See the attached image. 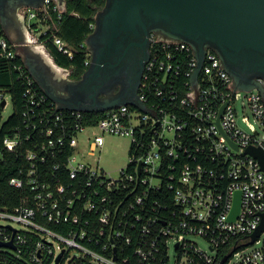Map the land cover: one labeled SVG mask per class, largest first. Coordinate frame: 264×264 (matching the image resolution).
<instances>
[{
    "label": "built area",
    "instance_id": "1",
    "mask_svg": "<svg viewBox=\"0 0 264 264\" xmlns=\"http://www.w3.org/2000/svg\"><path fill=\"white\" fill-rule=\"evenodd\" d=\"M66 10L67 0L23 8L28 42L70 58L85 50L89 66L86 39L76 48L59 33ZM17 47L0 34L1 55L14 59ZM14 68L24 86L23 124H6L14 103L0 87V155L18 150L29 164L8 180L22 191L20 202L0 206V264H220L226 254L223 264L264 262V242L246 250L264 216V169L247 150L264 149V79L241 87L213 47L201 55L189 40L153 34L137 102L90 120L84 109L60 106L23 59ZM88 127L99 129L85 136L92 151L106 132L131 137L118 178L82 158ZM243 236L249 240L239 242Z\"/></svg>",
    "mask_w": 264,
    "mask_h": 264
},
{
    "label": "water",
    "instance_id": "2",
    "mask_svg": "<svg viewBox=\"0 0 264 264\" xmlns=\"http://www.w3.org/2000/svg\"><path fill=\"white\" fill-rule=\"evenodd\" d=\"M145 16L164 20L170 24L171 30L168 31L170 35L184 36L195 45L201 55H203L205 43L215 44L230 73L227 59L231 57L232 51L242 55L253 50L264 51V0H115L107 16L103 20L100 19V23L103 22L106 27L112 24L114 35L120 36L116 44L120 46L128 35L138 32L140 26L147 29ZM113 60L110 62L114 66L113 63L118 60L115 57ZM105 62L101 57L94 58L80 80L98 74ZM27 66L38 79L31 67L28 64ZM240 86L249 88L257 84ZM73 102H69L68 108L104 111L125 102L135 103L137 97L123 102L115 98H107L102 105L96 107L87 106L78 98ZM247 150L259 159L264 169V149L250 145ZM239 206L240 192L237 193L234 213L231 217L237 213ZM263 229L264 216L257 230L252 233L250 243L257 239ZM228 255L222 257L220 264L226 261ZM60 256L61 254L58 259Z\"/></svg>",
    "mask_w": 264,
    "mask_h": 264
},
{
    "label": "flooded vegetation",
    "instance_id": "3",
    "mask_svg": "<svg viewBox=\"0 0 264 264\" xmlns=\"http://www.w3.org/2000/svg\"><path fill=\"white\" fill-rule=\"evenodd\" d=\"M115 0H106L105 5L98 11V22L89 35V52L91 62L94 58L101 57L105 62L99 73L91 78H84L77 85V98L87 106L96 107L102 105L107 98H115L119 102L136 98L139 94L143 81V74L146 61L149 57L150 39L153 34L171 36L170 24L164 20H156L145 16L146 27L140 26L139 31L131 33L117 46L120 36L114 35L112 24L106 27L100 19L107 16ZM179 39H186L184 36H173ZM205 46L216 45L208 43ZM227 64L231 69L237 85L254 84L259 78L264 79V51H254L242 55L231 52ZM113 57L117 62L113 63ZM238 75V78H237Z\"/></svg>",
    "mask_w": 264,
    "mask_h": 264
},
{
    "label": "trees",
    "instance_id": "4",
    "mask_svg": "<svg viewBox=\"0 0 264 264\" xmlns=\"http://www.w3.org/2000/svg\"><path fill=\"white\" fill-rule=\"evenodd\" d=\"M106 0H67V10L62 20L60 34L62 37L78 48L88 34L93 31L91 23L95 21V15L105 5ZM75 11L78 14L70 13ZM3 28L0 20V34ZM51 53L55 61L62 66L71 67L73 74L81 76L87 69L85 50L77 49L74 57L70 58L57 48L52 47ZM22 61L21 55L14 59H8L0 54V87L9 89L12 93L14 103V113L9 117L6 124L16 126L23 124L22 110L25 98L23 97L24 86L18 78V70L14 68V63ZM90 120L98 119L102 111H84ZM31 145V140L25 142V147ZM29 162L25 159L21 151H10L7 148L2 150L0 155V206L15 205L20 202L22 191L9 184V178L19 172L21 167H25ZM230 248L222 250L227 251Z\"/></svg>",
    "mask_w": 264,
    "mask_h": 264
},
{
    "label": "crops",
    "instance_id": "5",
    "mask_svg": "<svg viewBox=\"0 0 264 264\" xmlns=\"http://www.w3.org/2000/svg\"><path fill=\"white\" fill-rule=\"evenodd\" d=\"M40 2L42 0H0L2 28L11 41L18 43L21 58L34 71L42 87L52 94L60 106L68 107L69 102L74 103L77 99V85L82 75L73 74L71 67L67 70L62 68L44 46L28 42L30 31L21 10L33 8ZM90 33L86 37L87 45Z\"/></svg>",
    "mask_w": 264,
    "mask_h": 264
},
{
    "label": "rangeland",
    "instance_id": "6",
    "mask_svg": "<svg viewBox=\"0 0 264 264\" xmlns=\"http://www.w3.org/2000/svg\"><path fill=\"white\" fill-rule=\"evenodd\" d=\"M237 106L239 112H242V99L237 101ZM13 111V105L9 102V105L4 111V116H8ZM97 127H88L85 131L80 134L79 137V149L83 151L85 156H82L84 160L91 163L99 162L100 166L104 168L107 175L113 178H118L121 173V168L125 167L129 161V147L131 143V137L129 135L116 134L111 132H106L104 134V144L102 148L92 151L85 140L87 134H93V132L98 131ZM84 139V140H83ZM79 158H81L80 154ZM1 221V219H0ZM195 240L203 247L208 248V242L204 237L199 235L193 236ZM249 237L243 236L240 238L239 242H247ZM264 242V232L261 235V240L259 242L249 243L246 245V250L252 249L262 245ZM233 248V246L231 247ZM174 242H171L170 251L173 253ZM237 256H234V259ZM264 264V262L262 263Z\"/></svg>",
    "mask_w": 264,
    "mask_h": 264
}]
</instances>
